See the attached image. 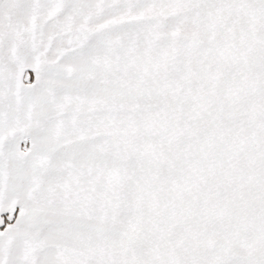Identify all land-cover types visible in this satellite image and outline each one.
Returning <instances> with one entry per match:
<instances>
[{
  "label": "snow or ice",
  "instance_id": "1",
  "mask_svg": "<svg viewBox=\"0 0 264 264\" xmlns=\"http://www.w3.org/2000/svg\"><path fill=\"white\" fill-rule=\"evenodd\" d=\"M0 264H264V0H0Z\"/></svg>",
  "mask_w": 264,
  "mask_h": 264
}]
</instances>
